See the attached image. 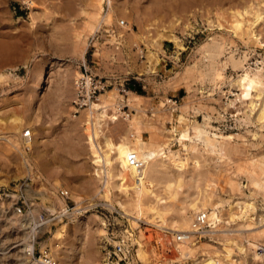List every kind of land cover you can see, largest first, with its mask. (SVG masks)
<instances>
[{
  "label": "rangeland",
  "instance_id": "rangeland-1",
  "mask_svg": "<svg viewBox=\"0 0 264 264\" xmlns=\"http://www.w3.org/2000/svg\"><path fill=\"white\" fill-rule=\"evenodd\" d=\"M33 1L34 9L25 0H0V75L5 77L0 79V119L6 121L13 117L19 120L15 125L0 124V148L3 149L0 150V180L6 179L9 182L6 186L0 185V195L3 198L0 201V264H20L18 259L27 255L23 252L25 247L21 246L25 241L30 246H34L37 241L40 249L50 248L52 253L60 254V263L66 262L63 255L67 254L69 247L67 255L70 256V261L67 264H103L105 241L108 238L105 216L109 217L112 224L113 232L111 230L110 233L119 234L127 229L135 237L142 234L144 237L138 238L141 243L150 239L152 226L141 221L138 227L131 228L121 209L120 203L132 204L136 200L133 183L127 176L120 178V188L112 185V202L107 203L100 197L103 194L102 181L106 177L99 179L95 173L97 168L85 130L88 127L86 114L74 115L73 109L76 81L79 79L75 74L78 72L82 76L81 69L84 71V65L89 74L112 83L107 91L110 92L108 105L115 104V108L110 106L112 109L108 110L109 117L100 127L102 134L96 138V141L99 139L97 143L100 149L104 148L103 134L113 138L115 145L121 144L127 136L126 130L131 121L139 116L135 120L140 122L142 128L136 124L139 132L136 130L132 137L136 139L143 132L144 137H138L144 140L146 138L148 144H166L169 141L168 136H165L166 128L178 126V133L189 129L188 124L178 122L179 110L171 102L176 101L178 107L186 103L197 104L202 110L198 113H186L188 121L203 123L205 117H210L209 122L218 130L217 133L226 137L233 136L231 143L238 148L227 159L221 158L218 153H211L203 144H199L198 173L208 171L216 184L214 190L218 191L219 197L232 199L233 202L250 200L255 203L256 210L251 214L256 222L254 230L264 229V191L251 182L245 168L252 165L253 158L260 160L264 156V90H260L256 84L246 87L250 82L245 81L238 92L243 97L244 104H241L242 101L237 102L230 108L228 98L234 100L236 91L232 95L228 93L227 87L223 88L227 93L226 97L219 90L214 92V84L209 81L201 85L195 82V78L184 75L173 80L177 73H182L195 64L206 66V70H209V63L201 60L199 50L202 45L212 43L215 38L214 42L224 40L227 57L231 52L237 57L248 53V63L240 71L223 58L220 64L223 76L228 80L253 77L257 67H264V17L251 29L261 36L255 43L244 36L250 30L247 27L253 20L252 15L242 17L246 20L240 31L242 36L232 35L228 27L232 22L227 1L113 0L111 6L106 5L105 12L100 14L101 25L93 32L88 28V21L94 14L93 5L96 0ZM222 5L224 11L219 10ZM260 6V9H264V3ZM217 12L223 17L219 21L221 28L217 27V23L214 26L211 24L216 22ZM74 32L87 39L88 46L83 59L72 51ZM163 34L174 35L178 45L163 39ZM155 41L163 42L162 49L166 54L155 46ZM151 53L157 54L158 62L150 58ZM262 82L264 84V78ZM122 83L128 93L118 90ZM130 83L142 89L143 95L135 94L129 87ZM247 91L255 97L257 103L250 121L241 120L249 99L245 97ZM138 96L140 99H136ZM128 99H135L137 102L130 105ZM120 104L123 109L118 114L114 109ZM110 117H114V121ZM26 131H29L28 137L24 135ZM254 134L257 136L254 137ZM3 136L7 138L1 139ZM173 145L175 151L185 153L181 144ZM197 170L193 168L190 173L185 174L187 181L190 182L193 175L197 176ZM16 176L19 178L17 181ZM230 181L240 184L241 189H232ZM25 184L30 186L29 190L23 188ZM188 189L186 187L184 190ZM62 191L74 196H71L72 199L67 197L64 207L67 209L69 199L70 206L76 207L74 212L83 210L86 215L74 217L70 214V219L53 222L50 230L42 228L44 230L37 233V236L40 235L33 244V237L27 236L30 227L23 228L22 225L26 222L23 218L28 220V217L19 215L16 207L21 206L23 211L30 212L36 205L43 214L51 216L63 207ZM12 195H16L18 199L21 197L14 207L12 205L16 203L15 200L11 204L10 201L13 200L8 198ZM15 213L22 220L15 219ZM38 215L39 212L33 217L37 218ZM224 217L227 218V212H224ZM262 219L263 224L260 223ZM239 222L228 225L231 232L219 229V241L213 238L199 239L198 246H202L198 250L199 262L202 260L201 256L209 252L213 255L217 250L218 253L215 254L218 256H213L218 258L219 264H243L245 261L244 264H257L251 259L253 249H246L247 241H255L257 244L254 249L257 250L259 246H264V237L259 239L254 235L255 231L248 232L234 227ZM33 225L35 226L29 223L31 228H34ZM62 230L65 242L64 239L57 238ZM205 242L213 247H207ZM87 250L94 252L92 262ZM194 260L182 263L170 261L169 264H194Z\"/></svg>",
  "mask_w": 264,
  "mask_h": 264
},
{
  "label": "bare ground",
  "instance_id": "bare-ground-1",
  "mask_svg": "<svg viewBox=\"0 0 264 264\" xmlns=\"http://www.w3.org/2000/svg\"><path fill=\"white\" fill-rule=\"evenodd\" d=\"M112 1L113 0H96L95 1L93 5L94 14L91 16V18L87 16L90 18V20L88 21V28L90 29V31L94 32L100 27L101 21L99 20V16L101 13L105 12L106 5L111 6ZM224 1H227L230 5L229 14H230V18H231L230 20L232 23H231V26H228V27L231 29L230 31H232L231 32L232 35L234 34L235 37L237 35L242 36L243 33L240 31L243 28V24L246 22V20L244 21L242 17L246 15L248 16L252 15L253 20L251 24L250 23L248 24V27H247L250 30H248V32H246L244 36L246 35L247 38H250L255 43H257L261 39L260 38L261 36L256 35V33H254L255 31L253 32V30L251 31V29L253 28L254 25H257L258 22L262 20L264 17V9H260L261 7L260 4L264 3V0H217L218 3H221ZM26 3L28 4V6L32 7V9L35 8V3L33 0H28ZM219 8H220L219 10L221 11L225 9L224 5L220 6ZM217 9H218V6H217ZM229 14H226V15H229ZM215 15H216V19H215L216 22L214 23L211 22V24H213L214 26L217 23V27L221 28L222 25L219 23V21L223 20V17L220 14H218V12ZM32 17L34 16L32 15ZM224 20L227 21L225 17H224ZM245 31L247 30L245 29ZM75 33H78V32H74V34ZM162 36H163V39H167L168 41L173 42L174 44H176V46L179 43L177 38L172 34H169V35L163 34ZM63 40L65 39L63 38ZM215 40H213L212 43L206 42V44L202 45L199 50L202 55L201 60H205L206 62L209 63V67H210V68L208 67L209 70H206L207 69L206 66H200L199 64H195L193 67H187L184 71H182V73H177L176 77H173V80L177 79V77L181 78L184 75V77L187 76V78L188 77L195 78V82H199L201 85H204L206 82L209 81L214 84V89H213L214 92L219 90L226 97L228 96H227V93L224 92L223 88L227 87L229 89L228 93L232 95L234 94V91H236L237 93L234 94L235 96L234 100H229L228 98L227 103H228V107L230 108L234 107L237 102L242 101L243 97L238 92L243 88V84L245 81L250 82L246 87L252 84H256L259 86L260 90H264V84L262 82V78H264V67H261V68L257 67L256 71L254 73L252 72L253 77H247L246 79H239V80L229 79L228 80L227 77L223 76L221 65H220L222 63L223 58L226 59L227 61H230L232 63V66L236 69H239L238 71H240L241 69H244L246 66V63H248V53H245L241 57H237L235 53L231 52L229 53V56L227 57L228 54H226L227 49H226V44L223 42L224 40L221 42H217V41L214 42ZM73 43H74L73 44L74 50L72 51L80 55V58L83 59L86 53V50H87V46H88L87 39H84V37H82L81 34H75ZM155 46L159 47L160 50H163L162 49L163 42L159 43L158 41H155ZM163 52L165 51L163 50ZM149 56H151L150 58H152L154 61L156 60L158 62L159 57L157 56L156 53H151ZM150 69H152V67ZM152 72L155 73L154 69H152ZM75 77L77 79L78 78L81 79L83 77V73L81 76L77 72L75 74ZM2 78H5L4 75H0V79ZM78 81H76V83ZM109 93L110 92H107L106 94H101L97 96L96 99L90 101L89 107L81 111L80 113L83 116H85L86 114L85 116L86 124L88 125V127H86L85 130L87 132V137H88L89 146H90L89 148L92 153L91 154L92 159H93L94 165L97 168L95 171L96 176L100 177L99 179H102V180L104 179V177H106V180H103V181L101 180L103 182L102 183L103 184L102 185L103 194L102 195H100V193L98 194L100 195L101 198L106 200L107 203H109L110 201L112 202V197H111L112 185L113 187L115 186V187L120 188L119 186L120 178L127 176L133 183L136 200L135 202L133 201L134 203L132 204L131 203L130 204L120 203L121 209L123 210V213H124V217H126L128 219V222H130L131 228L132 227L134 228V226L138 227L139 222L141 221L152 226L150 235H149L150 239L149 241H145V243H141L139 241V239H142L144 237V236H141L142 234H139L136 237L132 234V244L134 245V248H135V254L133 255L132 260L130 261V264H169L170 261H172L173 263H177V262L182 263L184 261H188L191 259H195L194 264H201V262L205 264H219L218 258L216 259L213 256V255L218 256L217 254H215L216 252L218 253L217 250H215L216 252L214 253L212 252L213 255L210 252L207 254H204V256H201L202 260L199 262V259L197 258L199 254L198 250L201 249L202 246L200 244H199L200 246H198L199 242L197 241H200L199 240L200 238L196 237L197 235L194 230L193 224H194L195 218L197 217V215L201 213H207L208 220L210 221L211 225L214 224L213 227L217 229L216 231H218L221 228H224L225 230L224 232H231L228 229V225L232 222L234 223L236 221H240L234 227L237 226L239 229H243L248 232H251V231L254 232L255 231L254 227L256 226V222L251 217V214L252 212H255L256 205L250 200H238L236 202L235 201L233 202L232 199L227 200L225 198L218 196L217 194L218 191L214 190V186H216V184L211 179L210 175L208 174V171L207 173H203L202 171L198 173V170H197V168L199 167L198 146L199 144H203L204 148L210 151L211 153H218L221 158L228 159L230 155L234 154L238 150L237 146L231 143V140H233L234 137L233 136L226 137L221 133H217L218 130L214 128L209 122L210 117H205V120L203 123L189 122L188 119L185 117V114L191 111L193 113L200 112L202 108L199 105L197 106V104L186 103L185 105L178 107L177 104L172 101L171 103L174 104L177 110H179L178 118H177L178 122L181 124H188L189 129H187L183 133H178L177 131L178 126L175 128L173 127L172 129L166 128L165 130L166 135L165 134L164 135L168 136V139H169V141L167 140L166 144H162V145L148 144V142H146V138L144 140L143 138L138 137L139 135L141 136L143 134V132H140L139 134L138 129H136L135 127L136 124H138L137 126L140 125V122L138 123L136 121L140 117L139 116V117H135V119L136 118L137 119L136 120L133 119L134 120V121L132 120L133 122L131 121L129 128H127L126 130L127 136L124 137L121 144L115 145L113 138H110L109 136L103 134L104 148L102 147V149H100L97 143L99 139L96 141V138H98V136L102 134L100 131L101 129L100 127L102 123L105 122V120L109 117L108 110L109 108L112 109V107L110 106L115 105V104L110 105V106L108 105L110 101L108 98ZM34 96H35V93H34ZM211 96L212 95H210V97ZM245 97L249 99H248L247 106L244 107L243 109V112H242L243 118L241 120L250 121L251 116L257 109V103L255 100V97L251 96L249 91L246 92ZM136 99H140V96L136 97ZM128 102L130 103V105L131 104L135 105L133 103H136L137 100L128 99ZM241 104L243 105L244 101H242ZM175 107L173 108L174 110L176 109ZM122 108L123 107L120 104L114 110H116L115 112H118L119 114L122 111ZM73 109H74V115L79 113L74 107ZM219 115L222 118L221 113H219ZM110 119L114 121V117H110ZM1 123L3 125H10V124L15 125L14 123L18 124L19 120L11 117V118H7L6 121H3L0 119V124ZM163 129L164 128L162 127V130ZM136 130L138 131L137 133L139 135L135 139L132 137L133 135L132 133H134ZM253 136L256 137L257 135L254 134ZM5 137L3 136V138L1 139H5ZM142 137H144V135H142ZM166 138H164V140ZM173 143L181 144L183 148H185L186 150L185 153L182 154L181 151H177V150L175 151L173 149L174 148ZM133 154L137 156V159L140 162L141 167H134L133 165L130 164V157ZM255 158L252 159L253 161L252 165L247 166L245 168L247 169L251 182H254L256 184V187L264 191V156H262L260 160L257 158L255 159ZM191 167L197 170V176L193 175L194 177L192 176V178L190 179L188 177V179L190 180L189 182L187 181V178H185L184 176L185 174L190 173L192 171L193 168L191 169ZM15 179L17 181L19 178L17 177ZM229 183L232 189H235V188H238L237 190L241 189L240 184H237V183L234 184L233 181H230ZM8 184L9 182L6 179L0 180V185L6 186ZM186 187H189L188 190H191V191L193 190V191L189 192L188 190H184ZM23 188L25 190H29L30 186L25 184L23 185ZM68 196L71 197L73 195L68 194ZM8 198L13 200V201L9 200L11 204L14 203V200L16 202V200L18 199L16 195L9 196ZM65 200L66 199L63 198L62 203L60 202L63 207L62 209H59L58 212L60 210L66 211V207H64ZM39 208L36 205L33 206V209L31 212L33 216L37 214L38 212L40 214L41 210H39ZM58 212L54 214H57ZM224 212H227L226 219L224 217ZM70 214H73L74 217H81L83 216V214L86 215V212L83 210L74 212L73 210V212L68 213V216ZM14 218L18 220L21 219L19 215H16V213H15ZM28 220L29 222L32 221L31 218L29 217H28ZM12 221L13 220H11V222ZM60 221H63V220L60 218L59 222ZM262 222H263V219L261 220L260 223L263 224ZM46 229L50 230V224H47L45 226V230ZM159 232L162 234V236H165L164 233H169L170 236H174L176 233H185L188 236L186 237L187 239L185 242L175 246L176 248H174L171 251L170 255L167 256V259L169 260V262H165V260L164 262H162V260L159 259V254L157 252V249L155 248L152 242V234L153 233L158 234ZM37 233H40V231L37 232L31 229L30 232L27 233V236H30V238L34 236V238H36ZM219 233L220 232L218 231L217 234ZM254 233L256 237L263 238L264 237L263 227L259 229L258 231H255ZM54 235L56 234L54 233ZM64 235H65L64 230H62L59 233V235H57V238L63 240ZM136 238L137 239L139 238V239L137 240ZM216 239H218L217 241H219V237ZM25 240H27V238ZM217 241L215 242L216 244H218ZM25 242L26 243L21 246L25 247L23 252L26 254L28 253V251H33V247L35 245L30 246L27 244V241ZM32 242L34 244V241ZM64 242H65V239H64ZM247 242H248L247 243L248 247L246 248L247 251L248 250L252 251L253 249V252L251 255L252 261L254 263L258 262L257 264L259 263L264 264V246H261V247L259 246V248L255 250L254 247L256 246L257 243L251 240H248ZM205 245L207 247L208 246L211 248L213 247L208 242H205ZM45 249L46 248L44 249L41 248L42 251H44ZM213 249H216V248L214 247ZM69 250L70 248L67 247V251L65 250L67 254ZM259 250H261L262 252H260ZM67 254L65 253V255H63L66 262L62 263L61 261L60 263V260H61L60 258H62V257L59 258L60 254H56V252L52 253L55 261H59L60 264H64V263L67 264V262L69 263L70 256H68ZM87 254H88L90 262H92L95 256L94 252H92L91 250H87ZM19 259L18 261L20 264H27L26 263L27 261H29L28 264H30L31 257L26 255L25 258H22L20 260ZM245 262H243V264ZM103 264H117V263H109L104 255Z\"/></svg>",
  "mask_w": 264,
  "mask_h": 264
},
{
  "label": "built area",
  "instance_id": "built-area-1",
  "mask_svg": "<svg viewBox=\"0 0 264 264\" xmlns=\"http://www.w3.org/2000/svg\"><path fill=\"white\" fill-rule=\"evenodd\" d=\"M122 22V26H123ZM83 73V77L79 79V81L76 83V95L75 99L73 101L75 109L77 111L81 112L89 107L90 101L97 98V96L101 95L102 93L106 92L107 90L112 87V83L110 81L104 80L102 78H99L97 76H94L92 74H89L88 70L86 69L84 65V71L81 69ZM120 92L126 93L127 89L124 83L120 85V88L118 89ZM177 104V102L175 101ZM123 109V108H122ZM79 112V113H80ZM129 116V115H128ZM25 137H28L29 131L25 132ZM130 164L134 167H141L140 162L137 159V156L135 154L131 155L130 157ZM61 196L64 199H67L68 192L62 191ZM21 200V197L16 201L15 204H13V207L18 204V202ZM0 201H3L2 195H0ZM33 208H31L32 211ZM75 207L70 206L69 199L67 200V209L66 211H59L57 214H51L45 215L43 212L40 213V215L37 216V218H33V215L31 211H23V208L21 206L16 207V210L19 215L29 217L32 219V221L29 222V220L23 218V228L30 227L29 229H32L34 231H40L42 228H44L47 224H53V222H56L60 218L62 220L68 219V213L73 212ZM82 213V212H81ZM107 221V231H108V238H106V246H105V258L109 263H117V264H130V261L133 258V255L135 254V248L132 244V234L127 232V229L122 230L117 233H110V231L113 229L112 224L110 223V219L108 216H105ZM29 223L35 224L34 228H31L29 226ZM194 230L196 233V237L198 238H213L216 239L218 231L214 228V224L211 225L210 221L208 220V214L207 213H201L197 215V217L194 220ZM165 236H162V234L159 232L152 234V242L157 249V252L159 254V259L162 260V262H169L167 259V256L170 255L171 251L176 248L178 244H181L186 241V237H188L185 233H176L174 236H170L169 233H164ZM39 237V235L37 236ZM36 237V240H37ZM35 240L33 236V241ZM37 243V241H36ZM35 243V246L33 247V251H28L27 255L31 257L30 264H60L59 261H55L53 258L52 252L50 248H46L44 251H42L38 245ZM262 252L261 250H259Z\"/></svg>",
  "mask_w": 264,
  "mask_h": 264
},
{
  "label": "trees",
  "instance_id": "trees-1",
  "mask_svg": "<svg viewBox=\"0 0 264 264\" xmlns=\"http://www.w3.org/2000/svg\"><path fill=\"white\" fill-rule=\"evenodd\" d=\"M129 87H130L131 90L137 92L138 94L143 95V91H142V89L136 87L133 83H130V84H129Z\"/></svg>",
  "mask_w": 264,
  "mask_h": 264
},
{
  "label": "crops",
  "instance_id": "crops-1",
  "mask_svg": "<svg viewBox=\"0 0 264 264\" xmlns=\"http://www.w3.org/2000/svg\"><path fill=\"white\" fill-rule=\"evenodd\" d=\"M135 94H137V92H136ZM139 95H140V94H139Z\"/></svg>",
  "mask_w": 264,
  "mask_h": 264
}]
</instances>
